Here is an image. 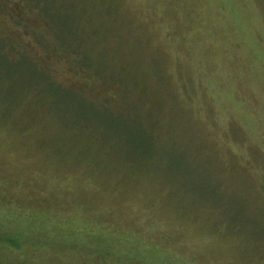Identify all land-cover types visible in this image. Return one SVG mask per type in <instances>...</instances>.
I'll return each instance as SVG.
<instances>
[{"label":"rangeland","instance_id":"1","mask_svg":"<svg viewBox=\"0 0 264 264\" xmlns=\"http://www.w3.org/2000/svg\"><path fill=\"white\" fill-rule=\"evenodd\" d=\"M0 38V264H264V0H0Z\"/></svg>","mask_w":264,"mask_h":264},{"label":"trees","instance_id":"2","mask_svg":"<svg viewBox=\"0 0 264 264\" xmlns=\"http://www.w3.org/2000/svg\"><path fill=\"white\" fill-rule=\"evenodd\" d=\"M47 6V5H46ZM3 39L0 38V66L3 68H7V66H9L10 62L8 60V57H6L2 52H3V48H4V43H3ZM3 54V55H2ZM45 73V72H44ZM34 75L37 74V73H33ZM40 80V79H39ZM48 83H51L52 85V82L50 80V78L48 77V74H44V78H43V81L41 82L38 81L36 83V85L34 87H31L32 89H26L24 92H26L28 95H30L31 93H35L36 96H39L41 95V92L43 91L44 87L47 86ZM44 85V86H43ZM40 97V96H39ZM81 128H84L85 126L84 125H81L80 126ZM264 192V191H263ZM46 198H49V197H46ZM45 198V199H46ZM43 199V200H45Z\"/></svg>","mask_w":264,"mask_h":264}]
</instances>
